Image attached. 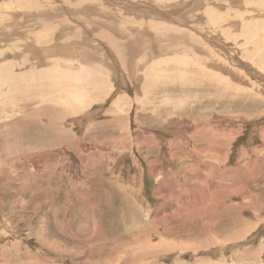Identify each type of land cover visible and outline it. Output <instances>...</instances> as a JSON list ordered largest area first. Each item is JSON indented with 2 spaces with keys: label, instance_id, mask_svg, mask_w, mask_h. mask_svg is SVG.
<instances>
[{
  "label": "rangeland",
  "instance_id": "rangeland-1",
  "mask_svg": "<svg viewBox=\"0 0 264 264\" xmlns=\"http://www.w3.org/2000/svg\"><path fill=\"white\" fill-rule=\"evenodd\" d=\"M171 1L161 7L152 0H134L140 8L148 2L159 10L172 11L176 7L168 5ZM233 2L227 10L236 14L243 11L245 16L254 14L262 21L264 0L253 4L250 0L246 4L241 0ZM182 3L185 6L186 1ZM111 6L116 5L111 2ZM199 9L201 6L190 12L197 18ZM136 13L131 11L133 16L142 15ZM159 15L154 16L161 23L172 24ZM181 15L177 11L172 18L181 21L178 25L190 26L191 20ZM204 22V27L210 26L208 19ZM220 22L223 29L229 28L222 26L226 21ZM240 22L237 40L241 43L250 38L252 42L238 45L233 33L228 38L221 35L222 43L228 46L227 54L213 43L214 39L206 37L201 26H194L201 41L210 49L217 47L213 52L199 43L201 50L187 54L199 63L181 61L171 51L166 54H173L171 61L179 63L163 60L158 67L148 60L143 65L144 73L138 66L143 62L139 52L132 57L133 64L125 67L112 51L114 75L105 70L106 76L98 75L100 70L103 72L99 60L91 58L90 51L75 40L80 43L78 52L71 51L75 55L43 52L45 61L41 66H56L59 70H51L54 75H50L51 71L42 73L39 67L26 98L14 97V85L9 79L13 73L10 69L5 72L0 81V264H80L88 257V262L100 263L114 251L122 253V248L113 242L140 245L152 238L156 243L165 241L158 254H152L156 257L151 258V264H264V43L259 44L260 34L255 33L260 23L252 21L248 29L243 19ZM144 23L150 25L148 21ZM41 28L37 39L50 45L51 36L57 35L46 36ZM164 39L161 35V46L166 45ZM191 39L184 43L188 48L197 44V38ZM73 40L64 42L73 44ZM100 41L105 44L103 39ZM253 45L258 49L249 57L245 51H251ZM202 51L212 57H208V66L200 64ZM161 52L158 58L166 56L165 48ZM229 54L235 59L231 60ZM83 66L87 67L84 71L80 70ZM23 72L32 82L27 71ZM30 95L36 96V103H32ZM55 97L71 105L75 112L69 115L60 107L53 108ZM10 98L16 99L11 105ZM33 104L39 107L26 109ZM212 126L224 133V140L202 134L201 129L209 133ZM209 141L224 147L226 157L214 153L208 159L195 152L196 142ZM159 162L163 164L161 175L154 171ZM185 167L191 169L190 173L201 171L214 191L219 188L213 182L217 183L224 172L218 186L227 189L226 195L219 194L221 201L215 197L217 205L202 198L193 203L192 199L189 215L180 214L168 225L160 222L153 226L150 222L161 218L155 217L153 211L175 198L177 186L171 176L175 172L183 176ZM162 177L171 191L170 200L163 194L155 195ZM176 180L193 187L188 176L178 175ZM200 182L199 178L197 184ZM135 204L140 206L138 215H134ZM132 225H145L146 229L128 232L126 229ZM148 227H152L150 232ZM236 232L246 235L245 239L198 251L190 248L192 242L210 235L225 237ZM91 241H95L93 247L104 249L90 254ZM136 259L135 255H126L117 264H147L146 259Z\"/></svg>",
  "mask_w": 264,
  "mask_h": 264
},
{
  "label": "bare ground",
  "instance_id": "bare-ground-1",
  "mask_svg": "<svg viewBox=\"0 0 264 264\" xmlns=\"http://www.w3.org/2000/svg\"><path fill=\"white\" fill-rule=\"evenodd\" d=\"M167 1L170 0H152L153 4L154 3L158 4V6L161 7L167 6ZM184 1H186V3H184L185 6L182 3ZM191 1L193 0H172L168 5L176 8H174L171 11L170 9L159 10L158 9L159 7L157 8L150 6L148 2H145L146 5H143L140 8V6L135 4L134 0H0V81L1 82L3 81L5 77V72L10 69L9 71L10 73H13V76L10 77L9 79L12 82V84L15 86V87L13 86L12 88L14 97L16 99H18V97L26 98L27 96H29L27 95V93L31 91L32 85L35 83L36 80L33 79L32 77L34 75L39 74L37 71L39 67L42 69V73H46L48 70L49 71L59 70V68H57L56 66H52V67L41 66L42 64H44L45 61L43 57V52L48 55L49 54L63 55V56L75 55L77 54L76 52H78L77 47L80 45V43L76 42L75 40L81 42L84 45V50L90 51L91 58H96L97 60H99L100 67L101 68L103 67V72H101L100 70V72H98V75H105V76H106L105 71H107L111 76L114 75L113 69L111 68V65L115 66L113 63L114 59L111 57L112 51L115 53V55L118 58L122 59L120 61H123L125 67H128L133 64L134 58L132 57L135 55L136 52H139L141 55L139 59H141V61L143 62L142 63L140 62L138 66L142 67L141 72L144 73L146 71L143 65H145L144 64L145 61L148 60L156 63L158 67L161 65V62L163 60L164 61L169 60L166 63H171V64L179 63L180 61H176L177 63H173L171 61L173 54L171 57L166 54V52H171V51L176 52L174 56L181 59V61L187 60L188 62L199 63L197 60L191 58L190 56H187V54L192 52V50H194L195 53H197L196 51L201 50L199 43L202 44V47L207 49H210V46L206 44L204 41H201V35L197 33L199 32L197 29L195 31L194 26L196 27L201 26V28L204 29L206 33V37L211 38V40L214 39L213 43L215 44L216 42L217 46L219 45L225 54H227L226 51L228 49L227 48L228 46L226 45L225 47V45L222 43V40L220 38L221 35L228 38L230 36L228 34L230 32L233 33V39L237 42L238 45H240L243 42L245 45L252 42L250 38H248L245 41L243 38L245 36H242L244 40L243 42L241 41L240 43L239 40H237V38L241 34L240 33L236 34V30L238 28V25L241 24L240 20L242 21V19L247 24L246 27H248V29L250 24H252V21L261 24L259 28L257 27V31L255 33L260 34L258 35L259 44L261 45L264 43V21H263L264 13L262 14L263 16L261 19L262 21H260L258 20L259 18L256 17L257 15L248 14L245 16L243 11L241 13L236 14L234 10L231 11L227 10L230 6H232L230 4L234 3L233 0H220L216 2H214L213 0H194L193 3ZM241 1H243L245 4L248 2V0H241ZM256 1L257 0H250L251 4H253V2ZM111 2H113L116 6H111ZM199 6H201V9H199V11L201 12L200 14L198 13L199 17L196 18V15L190 11L191 9L193 10L195 8L197 9ZM251 7H253V5ZM215 8L217 10L218 9L220 10L217 12ZM136 10H139V12L142 13L144 19L143 17H141L142 15L140 17H137L131 14V11L136 13L137 12ZM260 10L262 9L258 10L259 14L261 13ZM177 11H180L182 13L180 18H186V19L188 18L191 20L190 26L185 24L178 25L181 24V21H177L176 18H172V15H176ZM156 14H160L161 18L163 17L166 20H171L172 24L161 23V21H159L161 19H158L156 16H154ZM191 14H193V16H191ZM246 17H248V19ZM206 19H208V22L210 24L209 27L203 26L205 23L204 21ZM220 20L226 21L227 23L222 22L223 23L222 26L225 25L228 26L229 28L226 30L223 29L220 26L221 25ZM147 21L149 22L150 25L144 23ZM39 27H42L41 32H46V36L57 35L56 37L51 36L50 39L48 38L51 41L50 45L47 46L43 45V43L37 39V31ZM188 27H190V30L188 29ZM164 31H166L167 34H165ZM161 35L165 37L164 41L166 42V45H163L164 43H162L161 46V43H159V41L161 40ZM69 37L74 38L73 44H68L67 42H64L66 39H68V42H70V39L72 38ZM191 38H197L198 39V40L196 39L197 44L195 45V43H193L194 47L192 46L191 48H188L184 43L188 42V40H190ZM101 39L105 41V44L100 41ZM254 39H258V37L255 38L254 36ZM173 41L176 42V43L174 42L175 45H172L171 43L169 44V42H173ZM256 44H258V42ZM107 45L109 47H107ZM189 45L190 44H188V46ZM253 46L254 47L251 48V51L250 48H248L250 46L247 47L248 51H245V54H247V56L249 57H251L250 52L252 54L256 50V48L258 49V46L255 45ZM96 48L100 49L99 52L97 51ZM164 48H165L166 56L164 55L163 58H158L157 54H160L162 50L164 51ZM212 48L210 49V51L213 52H215V50L217 49V47H212ZM218 50H219L218 52H221L219 48ZM229 50L231 51L232 49ZM71 51H76V52L74 54L73 53L71 54ZM238 51H240V49ZM201 53L204 55V58H202L203 60L200 64H206L207 66L211 64L209 62L210 61L209 58L212 59V57L209 56L208 52L204 51L203 53L202 51ZM230 59L234 60L235 58L230 55ZM93 62H95V60ZM66 63L69 65V63H71V60L69 59L68 62ZM84 68L87 67L83 66L80 68V70L84 71ZM24 70H26L27 73L30 75V79H32L31 80L32 82L27 81L26 74L25 72H23ZM50 75H54V73L51 71ZM40 79L42 78L40 77ZM32 91L35 92L36 90L33 89ZM30 96L32 97V95ZM15 98L9 99L10 102L9 105H11L16 101ZM58 98L59 97H55V99L52 100L54 102L51 104L53 108L60 107L61 109L65 110V112L69 113V115H71L70 114L71 111L75 112V108H73L71 105H66L65 102L62 101L59 102ZM36 102H37L36 96L32 97V103H36ZM0 105H2L1 102ZM22 106L26 107L27 105H22ZM38 107L39 106H34L33 104V106L26 107V109L33 110ZM217 121L219 123V126L222 127V123L219 120ZM205 127H207V125H205ZM212 129L213 131L207 133L206 129L203 128L201 129V132H203L202 134L207 137H209L210 134H212L214 135V137H216V139L219 140L225 139V137H221L224 135L223 132H217V130L214 129L213 126ZM225 136L227 137V135ZM194 149L196 150L195 151L196 153L199 154L201 153L203 157L206 158L208 157V159H210L209 157L213 158L214 153H218L224 158L226 157V149L224 147H220L216 145L213 146L211 141H209L208 143L196 142L194 145ZM186 167L183 170V174H182L183 176H180L181 173L179 172H175L174 175L171 176V178L175 180L174 185L177 186V189L174 191L175 198L172 197L173 201L170 200L171 191L166 186V183L163 180L164 176L161 179H159L161 186L155 188L156 189L155 195L163 194L170 201H168L167 204H161V206L158 205L157 209L153 211V215L155 217H161L160 219L155 218L150 222L151 224H153V226L156 225L157 223L160 224V222L162 223V225H168V222H170L173 217H178L180 214H185V216L189 215L190 208L192 207L191 204L196 203L199 198H202L205 201H209L210 205H217L219 202L216 201L215 197L218 198V201H221L222 194L220 196L219 194L223 193L224 195H226L227 189L225 190L223 188L224 186H220V187L218 186L224 180L222 177V175L225 174L224 172L220 174V178L219 177L217 178L218 179L217 183L216 181L213 182L214 187L217 186L219 188L218 190L214 191L212 190L214 189L212 186H208L206 184V177L200 173L201 171H197L196 174L190 173L191 169H187ZM162 170H163V164H161L160 162L156 163L154 166L155 173L161 175ZM178 175L180 178L187 176L190 177V182L193 183V187H191V185H189L188 182L184 183L181 180H176L178 179ZM199 178L201 180L200 183L202 184H197V180ZM196 192H200V194L197 195ZM192 199H195L193 203L191 202ZM133 211H134V215H138L140 212V206L138 204H135ZM136 228L146 229V226L132 225L130 228L126 230H128V232H134L133 230ZM151 228L152 227L147 228L148 232H150ZM155 229L159 230L158 228ZM223 236L222 234L210 235L206 239L199 240L194 243L192 242L190 248H194L195 251H198L197 249L200 248L203 249V247H208L209 245L213 246L215 244H219L217 246L220 245L223 246L224 244L230 243L231 241L237 242L242 240L243 238L245 239L246 237V235H244L241 232H236L233 235L231 234L225 237ZM164 241H165L164 239H161L159 243H156L155 239L152 238L151 240L142 241L140 245L130 244V246H128V244L125 243L126 241L120 243L113 242L114 245L116 246L119 245L122 248L121 250L122 253L120 254L114 251V254L109 256L107 261L103 260L104 263L99 261L100 263L97 262L94 264H112V263L117 264L118 262L120 263L124 259V257H126V255L130 256L131 258L135 255L137 259L139 260L146 259L147 264H151V258L156 257L155 255L152 254H158L159 251L158 249H161V247L164 244ZM91 242L90 245L93 244L95 241H93L92 243ZM123 243L125 244L120 245ZM94 245L95 244H93L91 246L92 248L89 249L90 254L95 249L99 251L101 249H104V247L100 249L93 247ZM88 256L89 255H87V257ZM88 258H84V260L81 261L80 264H92L91 262H88L86 260Z\"/></svg>",
  "mask_w": 264,
  "mask_h": 264
}]
</instances>
